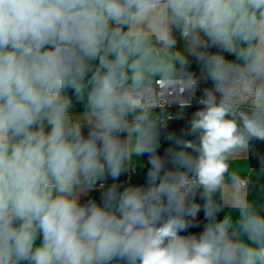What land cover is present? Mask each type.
<instances>
[{
  "label": "clouds",
  "instance_id": "9594fccd",
  "mask_svg": "<svg viewBox=\"0 0 264 264\" xmlns=\"http://www.w3.org/2000/svg\"><path fill=\"white\" fill-rule=\"evenodd\" d=\"M159 3L0 0V264H264V217L241 220L257 248L234 243L227 218L209 224L198 239L179 235L188 226L184 216L200 209L185 205L183 173H166L155 184L163 167L158 157L150 160L147 190L117 195L113 186L103 206L81 205L75 196L105 172L120 175L127 148L113 133H136L137 154L155 151L151 125L139 123L147 117L129 125L125 116L137 107L131 90L160 70L139 28ZM166 6L185 28L230 47L234 38L247 40L253 33L256 17L249 9L264 8V0H167ZM91 61H98L87 81L96 124L84 138L78 124H69L70 101L62 94L71 88L82 97ZM253 70L264 73V66L257 60ZM230 114L223 103H209L191 124L199 144L176 141L198 156L172 153L173 163L194 172L203 188L209 220L218 211L209 194L227 170V154L250 138L264 140V86L255 92L253 114H242L243 130L226 118ZM37 234L42 242L34 247Z\"/></svg>",
  "mask_w": 264,
  "mask_h": 264
},
{
  "label": "crops",
  "instance_id": "0c3cea01",
  "mask_svg": "<svg viewBox=\"0 0 264 264\" xmlns=\"http://www.w3.org/2000/svg\"><path fill=\"white\" fill-rule=\"evenodd\" d=\"M166 5L167 0H160L150 18L139 26L140 30L148 37L152 55L160 69L149 74L142 85L153 83L159 78L196 77L210 75L213 72V53L209 36L202 30H193L190 26L185 28L182 22L175 21L171 10ZM262 11L264 8L249 9V12L254 13L256 17L253 33L247 40L243 38L232 40L236 46V58L241 62L256 63L259 60L260 65L264 66V17L261 16ZM110 27H121L123 32L130 30L128 25L111 24ZM158 43L168 45V49L161 55H156L154 52V46ZM249 48L252 49L250 54L247 52ZM97 66L98 61L90 62L91 70L85 78L86 87L82 97L78 98L71 88L64 91V96L70 101L67 110L69 124H78L84 138L88 137L96 124V117L88 105V92L91 90V86L88 85L87 81ZM128 74L131 75L130 72ZM261 78V86H264V73H261ZM128 85H131V80L128 81ZM207 107H200L189 116H180L178 111L173 109H147L129 112L125 116L129 125L138 122L136 121L138 116L147 117V120L139 121V123L142 127L151 125L155 151L137 154L134 150L137 143L136 133L131 135L127 131L113 133L124 142L127 148V156L122 162L120 175L113 178L105 172L104 176L98 179L91 189H77L75 196L78 202L81 205L94 202L103 206L106 194L113 186L117 195L132 188L147 190L151 186L148 174L152 169L150 160L153 156L158 157L163 164L155 184H159L166 173H183L184 177H196L194 172L174 164L172 153L183 150L193 158L198 156V153L190 148L182 149L176 141H191L199 144L200 133H193L191 124L197 118L196 114L205 111ZM228 109L231 114L226 118L235 119L238 128L241 130H243L242 114L251 116L254 111L242 108ZM49 130L45 122V131ZM225 163L227 170L223 174L220 185L213 194H209L213 206L218 211L214 212L211 220L205 216L206 198L203 188L198 185L184 197L186 207L195 204L199 206L200 210L195 216H184L188 226L180 231L179 235L185 238L194 236L198 239L209 224L219 223L227 218L230 223L229 238L234 243H242L248 247L257 248L258 245L251 241L248 234L242 230L241 220L242 217L253 214L264 217V140L248 139L246 146L237 147L227 154ZM238 177L246 178L249 182L248 185L237 187L229 184ZM167 219L168 214H165L160 223L162 224ZM41 242L42 236L37 234L34 247L40 246ZM21 264H27V262H21ZM112 264H127V262L122 259H115Z\"/></svg>",
  "mask_w": 264,
  "mask_h": 264
},
{
  "label": "built area",
  "instance_id": "2783aa9c",
  "mask_svg": "<svg viewBox=\"0 0 264 264\" xmlns=\"http://www.w3.org/2000/svg\"><path fill=\"white\" fill-rule=\"evenodd\" d=\"M210 43L213 53V72L210 75L159 78L132 89L131 94L137 103L135 110L173 109L180 116H189L198 108L209 106V103L254 110L255 92L262 84L261 73L253 70L255 63L237 60L233 41L230 47L211 38ZM167 49L166 43L154 46L156 55H161ZM214 71L220 73L219 78L213 75ZM248 183L246 178L238 177L229 184L245 187ZM198 185L196 177L185 176L180 192L188 195Z\"/></svg>",
  "mask_w": 264,
  "mask_h": 264
},
{
  "label": "water",
  "instance_id": "95a60500",
  "mask_svg": "<svg viewBox=\"0 0 264 264\" xmlns=\"http://www.w3.org/2000/svg\"><path fill=\"white\" fill-rule=\"evenodd\" d=\"M215 191V190H214ZM214 191H212L210 194H213L214 193Z\"/></svg>",
  "mask_w": 264,
  "mask_h": 264
}]
</instances>
